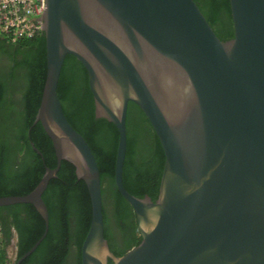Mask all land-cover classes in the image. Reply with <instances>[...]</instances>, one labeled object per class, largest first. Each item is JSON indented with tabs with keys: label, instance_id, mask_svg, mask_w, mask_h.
<instances>
[{
	"label": "water",
	"instance_id": "95a60500",
	"mask_svg": "<svg viewBox=\"0 0 264 264\" xmlns=\"http://www.w3.org/2000/svg\"><path fill=\"white\" fill-rule=\"evenodd\" d=\"M230 4L235 34L222 40L195 0H44L47 75L34 123L51 138L57 166L31 192L0 197V206L34 204L46 224L15 264L48 233L43 194L63 160L92 202L82 264H264V0ZM68 54L88 71L96 117L119 130L116 185L142 238L120 256L105 237L97 160L58 96ZM130 101L165 152L156 200L124 185Z\"/></svg>",
	"mask_w": 264,
	"mask_h": 264
},
{
	"label": "trees",
	"instance_id": "16d2710c",
	"mask_svg": "<svg viewBox=\"0 0 264 264\" xmlns=\"http://www.w3.org/2000/svg\"><path fill=\"white\" fill-rule=\"evenodd\" d=\"M195 2L222 40L234 37L230 0ZM0 60L9 64V70L0 76V197L24 195L36 187L47 167L57 166L51 138L41 122L34 123L47 75L44 31L18 42L0 38ZM58 96L69 122L93 150L101 175L105 237L110 249L117 256L123 255L142 238L136 213L116 185L119 130L113 122L96 117L88 71L73 54L65 58ZM164 163L165 152L156 131L139 105L130 101L123 174L126 189L138 197L149 195L156 200ZM43 198L49 210V230L21 264H82L92 202L88 186L78 178L72 162L62 161ZM112 222L120 233V242ZM45 227L44 218L32 203L0 206V264H9L7 248L13 238L19 258L43 235Z\"/></svg>",
	"mask_w": 264,
	"mask_h": 264
},
{
	"label": "built area",
	"instance_id": "2783aa9c",
	"mask_svg": "<svg viewBox=\"0 0 264 264\" xmlns=\"http://www.w3.org/2000/svg\"><path fill=\"white\" fill-rule=\"evenodd\" d=\"M44 0H0V38L10 42L42 31Z\"/></svg>",
	"mask_w": 264,
	"mask_h": 264
},
{
	"label": "flooded vegetation",
	"instance_id": "af4514ba",
	"mask_svg": "<svg viewBox=\"0 0 264 264\" xmlns=\"http://www.w3.org/2000/svg\"><path fill=\"white\" fill-rule=\"evenodd\" d=\"M9 70V64H7L4 60H0V76L3 74L4 75V72H6V71H8ZM7 96H11V94H9V95H7ZM12 97H14V95L12 94ZM17 96L15 95V98H16ZM135 156H138V153H135L134 154ZM109 209V208H108ZM112 228H113V232H114V235H115V237H116V240L118 241V242H120V240H121V236H120V233L118 232V230L116 229V227L114 226V224H113V222H112ZM15 231V230H14ZM0 235H1V231H0ZM14 243V245H15V243H16V237L15 238H13V240H12V243L11 244H13ZM11 244H9V246H11ZM8 246V247H9ZM8 249V248H7ZM17 252H16V246H15V254H16ZM15 260H17V256H16V259ZM15 262V261H14Z\"/></svg>",
	"mask_w": 264,
	"mask_h": 264
},
{
	"label": "rangeland",
	"instance_id": "374dc122",
	"mask_svg": "<svg viewBox=\"0 0 264 264\" xmlns=\"http://www.w3.org/2000/svg\"><path fill=\"white\" fill-rule=\"evenodd\" d=\"M7 251H8V257H9V260H10L9 264H13V262L16 259L14 243L11 244V246L8 247Z\"/></svg>",
	"mask_w": 264,
	"mask_h": 264
}]
</instances>
